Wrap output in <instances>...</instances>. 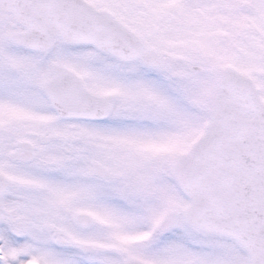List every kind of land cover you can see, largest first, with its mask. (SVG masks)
Segmentation results:
<instances>
[{
  "label": "snow or ice",
  "instance_id": "1",
  "mask_svg": "<svg viewBox=\"0 0 264 264\" xmlns=\"http://www.w3.org/2000/svg\"><path fill=\"white\" fill-rule=\"evenodd\" d=\"M0 264H264V0H0Z\"/></svg>",
  "mask_w": 264,
  "mask_h": 264
}]
</instances>
